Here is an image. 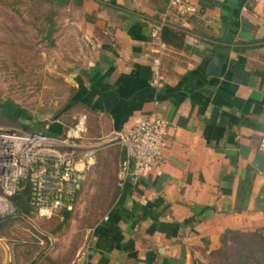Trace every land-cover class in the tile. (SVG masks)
Masks as SVG:
<instances>
[{"label": "crops", "instance_id": "crops-1", "mask_svg": "<svg viewBox=\"0 0 264 264\" xmlns=\"http://www.w3.org/2000/svg\"><path fill=\"white\" fill-rule=\"evenodd\" d=\"M193 1L197 12L170 18L159 35L166 0L74 1L86 52L64 78V121L43 127L63 131L85 112L91 140L151 110L167 126L159 168L115 183L73 264H186L227 229L264 226V0ZM159 38L156 88L149 47ZM112 150L119 162L124 147L102 154Z\"/></svg>", "mask_w": 264, "mask_h": 264}, {"label": "rangeland", "instance_id": "rangeland-1", "mask_svg": "<svg viewBox=\"0 0 264 264\" xmlns=\"http://www.w3.org/2000/svg\"><path fill=\"white\" fill-rule=\"evenodd\" d=\"M76 4L0 0V98L17 102L18 119L30 128L64 121V98L70 93L64 90V78L77 65L78 56L86 52ZM50 17L54 22L52 43L46 36ZM0 121L21 127L9 120ZM109 146L99 150L94 171L79 190L76 206L66 221L62 213L22 219L7 215V225L0 233V264H6L14 244L31 249L26 263L33 258L32 264H73L89 242L88 228L103 217L113 200L118 152L103 155ZM200 258L199 264L208 263L209 252H202Z\"/></svg>", "mask_w": 264, "mask_h": 264}, {"label": "built area", "instance_id": "built-area-1", "mask_svg": "<svg viewBox=\"0 0 264 264\" xmlns=\"http://www.w3.org/2000/svg\"><path fill=\"white\" fill-rule=\"evenodd\" d=\"M193 0H166L161 27L170 18L194 14ZM164 44L150 46L151 84L161 86V57ZM87 114L78 113L73 122L58 134L24 129L0 122V217L15 207L11 196L25 185L29 190L32 216L51 217L75 208L78 192L97 161L98 151L120 144L124 156L116 167V186L138 184L148 172L159 168L166 146L167 121L156 111L144 113L134 124L107 136L86 140ZM260 146L264 149V131Z\"/></svg>", "mask_w": 264, "mask_h": 264}, {"label": "trees", "instance_id": "trees-1", "mask_svg": "<svg viewBox=\"0 0 264 264\" xmlns=\"http://www.w3.org/2000/svg\"><path fill=\"white\" fill-rule=\"evenodd\" d=\"M60 3L69 2L72 0H58ZM78 1V0H74ZM47 38L50 43L53 42L51 33L54 30V22L49 18L47 21ZM165 29V28H164ZM18 103L11 98H0V119L9 120L14 123H18L24 129H31L37 131H43L51 134H58L60 132H52L46 130L44 127L41 129L30 128L28 123L21 122L18 119ZM1 122V121H0ZM124 156V155H123ZM11 200L14 204V211L10 214H15L18 218H26L31 214V207L29 204V190L25 185L20 191L14 193L11 196ZM9 215V216H10ZM63 221H66L70 215V211H63ZM9 216L0 217V233L1 228L5 227L8 222ZM264 226L252 229V230H238L227 229L220 237V245L216 248L209 250V261L206 264H264V234L262 230ZM30 248L28 246H19L14 244L10 251V259L6 264H32L34 259L26 263L29 259ZM200 261L197 258L192 259L190 264H199Z\"/></svg>", "mask_w": 264, "mask_h": 264}, {"label": "water", "instance_id": "water-1", "mask_svg": "<svg viewBox=\"0 0 264 264\" xmlns=\"http://www.w3.org/2000/svg\"><path fill=\"white\" fill-rule=\"evenodd\" d=\"M218 65L216 64V61L214 60L212 62V69L216 72Z\"/></svg>", "mask_w": 264, "mask_h": 264}]
</instances>
